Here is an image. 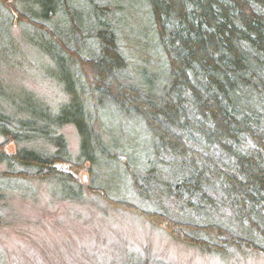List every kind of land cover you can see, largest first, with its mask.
I'll list each match as a JSON object with an SVG mask.
<instances>
[{"label":"trees","instance_id":"obj_1","mask_svg":"<svg viewBox=\"0 0 264 264\" xmlns=\"http://www.w3.org/2000/svg\"><path fill=\"white\" fill-rule=\"evenodd\" d=\"M84 1L30 0L9 13L0 4V38L16 15L35 25L58 68L48 74L68 96L56 113L36 102L21 105L22 116L0 110V137L17 145L14 154L0 149V188L74 162L66 125L81 137L77 163L98 165L110 147L97 120L125 119L149 136L135 157L136 187L155 183L144 197L169 200L153 217L208 253L264 255V0H142L151 30L143 53L142 38L132 45L120 33V6ZM37 140L45 148L29 145Z\"/></svg>","mask_w":264,"mask_h":264},{"label":"rangeland","instance_id":"obj_2","mask_svg":"<svg viewBox=\"0 0 264 264\" xmlns=\"http://www.w3.org/2000/svg\"><path fill=\"white\" fill-rule=\"evenodd\" d=\"M29 1L0 0V4L9 13L16 5L27 8ZM86 2L90 6L89 0L83 4ZM111 2L122 8L119 15L125 14L120 27L123 38L132 45L136 36L142 38L136 51L143 53L140 48L144 49L151 30L142 0ZM16 16L0 38V110L22 116L25 111L17 109L22 105L25 110L29 102H36L38 108L56 113L68 100L62 84L49 75L58 68L39 45L36 26L23 15ZM53 24L59 27V21ZM84 72L87 75V68ZM97 122V133L110 147L109 153L99 154L98 165L77 163L81 137L74 125H66L60 132L74 162L60 161L56 165L58 176L19 175L6 188H0V264H139L143 257L148 264H264V255L244 248L219 255L208 253L172 233L165 223L169 219L162 214L153 217L157 210L165 211L163 204L169 200L163 196L161 204L144 197L155 192V183L149 185L143 180L146 190L135 185V157L143 146L146 149L148 134L125 119ZM29 145L45 148L39 140ZM16 146L12 138L0 137V149L14 154ZM120 153L126 157L121 156L122 163L118 164L116 155ZM128 158L129 169L125 166ZM166 210L178 212L169 205ZM133 256L138 258L134 261Z\"/></svg>","mask_w":264,"mask_h":264},{"label":"bare ground","instance_id":"obj_3","mask_svg":"<svg viewBox=\"0 0 264 264\" xmlns=\"http://www.w3.org/2000/svg\"><path fill=\"white\" fill-rule=\"evenodd\" d=\"M2 139H4V138H2Z\"/></svg>","mask_w":264,"mask_h":264}]
</instances>
